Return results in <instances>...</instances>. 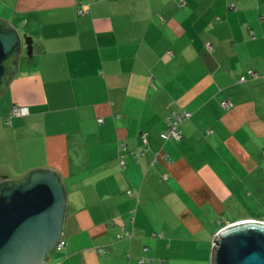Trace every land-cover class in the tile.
I'll return each mask as SVG.
<instances>
[{"label": "crops", "instance_id": "obj_1", "mask_svg": "<svg viewBox=\"0 0 264 264\" xmlns=\"http://www.w3.org/2000/svg\"><path fill=\"white\" fill-rule=\"evenodd\" d=\"M0 20L33 42L0 94V176L51 168L66 193L47 264H163L178 234L264 223L232 215L264 196V0H0ZM172 111L191 118L164 142Z\"/></svg>", "mask_w": 264, "mask_h": 264}, {"label": "water", "instance_id": "obj_2", "mask_svg": "<svg viewBox=\"0 0 264 264\" xmlns=\"http://www.w3.org/2000/svg\"><path fill=\"white\" fill-rule=\"evenodd\" d=\"M32 39L0 20V94L18 70ZM66 193L54 169L30 171L21 180L0 176V264H47L63 238ZM210 264H264V223L243 221L220 229Z\"/></svg>", "mask_w": 264, "mask_h": 264}, {"label": "rangeland", "instance_id": "obj_3", "mask_svg": "<svg viewBox=\"0 0 264 264\" xmlns=\"http://www.w3.org/2000/svg\"><path fill=\"white\" fill-rule=\"evenodd\" d=\"M29 38V36H27ZM210 47H208L209 49ZM28 59L26 57V48L23 45L22 55L20 57V60ZM256 73V72H255ZM255 73H252L253 76ZM263 193L260 195H252L250 199L246 201V206L244 207L242 205L241 207L234 210L232 215L234 218L237 217H247L251 219H260L264 220V199H263ZM247 221H254V220H247ZM259 222V221H258ZM220 225V224H219ZM217 226L214 228H218ZM210 231V228L208 229ZM159 232L156 233V236H158L161 232V230H158ZM163 235V233H162ZM180 239L177 252H172V257L167 258L163 262V264L168 263V259L171 262V264H210V256H211V250H212V242H207L205 244L203 238L201 237L200 242L194 241V238H190L184 234H178L177 236ZM165 239V238H163ZM166 241H169L168 239ZM100 251V250H99ZM58 252V251H56ZM159 252H162V250H159ZM182 253V254H180ZM158 261H160L158 259Z\"/></svg>", "mask_w": 264, "mask_h": 264}, {"label": "built area", "instance_id": "obj_4", "mask_svg": "<svg viewBox=\"0 0 264 264\" xmlns=\"http://www.w3.org/2000/svg\"><path fill=\"white\" fill-rule=\"evenodd\" d=\"M78 14L79 15H84L85 12L79 11ZM252 73L253 72H251V71L247 72V74L249 76H251L252 78H254V79L258 77L257 73H255L254 76H253ZM240 81L241 82H245L246 79L244 77H242L240 79ZM221 107H223L224 109H229V108H231V103L223 102V103H221ZM27 115H29V109H28V107H25V106H13V108L11 109V112H10V118H13V117H24V116H27ZM10 118H8L6 124L9 123ZM190 118H191V114L188 113V112H180V113L170 112L167 115V117L165 118L166 130L164 131V133H162L160 135L161 139H163V140L173 139V140H176V141L180 140L181 139V131L179 130V127H180V125L182 123L186 122ZM98 122L102 123V120L99 119ZM122 149H124V148H122ZM120 164L121 165L123 164L121 159H120ZM128 195H130L129 192H128ZM64 246H65L64 241L61 240L60 243L57 245L55 251H58V252L61 251L64 248ZM142 263L143 262L140 261V264H142Z\"/></svg>", "mask_w": 264, "mask_h": 264}, {"label": "trees", "instance_id": "obj_5", "mask_svg": "<svg viewBox=\"0 0 264 264\" xmlns=\"http://www.w3.org/2000/svg\"><path fill=\"white\" fill-rule=\"evenodd\" d=\"M229 8H231V9H233V5H230V7ZM249 71H251V72H253V73H255L254 71H252V70H249ZM248 72V71H247ZM247 72H246V74L244 75V76H240V78L238 79V82L239 83H243V82H241L240 81V79L242 78V77H244L245 79H246V81H248V80H256V79H259V77H260V75L259 74H257L258 75V77L257 78H252L251 76H249L248 74H247ZM245 81V82H246ZM223 103V102H222ZM231 107H232V104H231ZM223 108V107H222ZM224 109V108H223ZM230 109V108H229ZM229 109H224V110H229ZM172 112H177V113H180V112H188V111H172ZM188 113H190V112H188ZM191 114V113H190ZM188 121V120H187ZM186 121V122H187ZM185 123V122H184ZM184 123H182L181 125H180V127L184 124ZM166 126V125H165ZM180 127H179V130L181 131V129H180ZM164 133V132H163ZM162 134V133H161ZM160 134V135H161ZM161 138V137H160ZM182 138H183V134H182V131H181V139L180 140H182ZM162 141H164V142H166V141H175V142H179L180 140H178V141H176V140H173V139H170V140H163V139H161Z\"/></svg>", "mask_w": 264, "mask_h": 264}, {"label": "clouds", "instance_id": "obj_6", "mask_svg": "<svg viewBox=\"0 0 264 264\" xmlns=\"http://www.w3.org/2000/svg\"><path fill=\"white\" fill-rule=\"evenodd\" d=\"M56 252V251H55Z\"/></svg>", "mask_w": 264, "mask_h": 264}]
</instances>
